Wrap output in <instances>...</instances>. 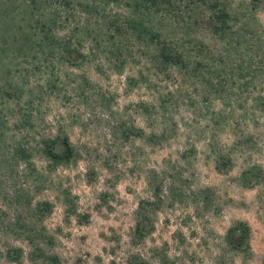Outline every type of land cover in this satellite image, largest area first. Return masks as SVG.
Instances as JSON below:
<instances>
[{
  "label": "rangeland",
  "instance_id": "374dc122",
  "mask_svg": "<svg viewBox=\"0 0 264 264\" xmlns=\"http://www.w3.org/2000/svg\"><path fill=\"white\" fill-rule=\"evenodd\" d=\"M176 1L216 65H150L145 82L131 57L117 72L69 66L38 131H65L76 158L0 166V264H264V0H219L250 21L249 54L212 31L205 0Z\"/></svg>",
  "mask_w": 264,
  "mask_h": 264
},
{
  "label": "trees",
  "instance_id": "16d2710c",
  "mask_svg": "<svg viewBox=\"0 0 264 264\" xmlns=\"http://www.w3.org/2000/svg\"><path fill=\"white\" fill-rule=\"evenodd\" d=\"M176 3V0H0V166H26V156L33 151L56 163L76 158L77 151L65 131H38V119L43 120V99L48 98L45 89L61 84L69 66L81 70L90 62L99 74L117 72L131 57L140 63V77L150 65L187 72L203 64L215 66L214 54L206 43L185 38L188 22L178 17L182 10ZM204 6L211 14L212 31L221 38L236 35L235 45L243 47L242 54H249L248 48L255 39L250 21L236 20L238 9L228 3L220 5L219 0H205ZM90 15L94 17L91 19ZM60 30H65L66 36L58 35ZM177 30H183L180 36H176L180 32ZM134 39L142 47L139 52L129 45ZM19 57L21 63L15 61ZM19 64L20 69L12 73ZM246 64L240 69L250 72V63ZM35 69L41 71L40 78L32 77ZM142 80L145 82L147 77ZM88 82L89 78L81 74L72 90L78 92ZM224 82L219 81L220 85ZM213 85L211 81L209 86ZM204 93H209L208 87ZM13 99L16 101L12 102ZM158 117L157 130L163 132L168 120L161 114ZM16 191L11 192L16 195ZM45 206L50 210L48 202Z\"/></svg>",
  "mask_w": 264,
  "mask_h": 264
}]
</instances>
